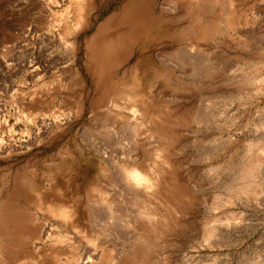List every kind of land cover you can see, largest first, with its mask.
Wrapping results in <instances>:
<instances>
[{"label": "rangeland", "instance_id": "374dc122", "mask_svg": "<svg viewBox=\"0 0 264 264\" xmlns=\"http://www.w3.org/2000/svg\"><path fill=\"white\" fill-rule=\"evenodd\" d=\"M80 261L264 264V0H0V264Z\"/></svg>", "mask_w": 264, "mask_h": 264}, {"label": "bare ground", "instance_id": "6f19581e", "mask_svg": "<svg viewBox=\"0 0 264 264\" xmlns=\"http://www.w3.org/2000/svg\"><path fill=\"white\" fill-rule=\"evenodd\" d=\"M36 3H37V2H36ZM141 184H142V183H141ZM152 190H153V189H152ZM149 218H151V217H149ZM144 244H145V243H144ZM83 253H84V252H83ZM92 255H93V253H92ZM94 255H96V254H94ZM97 256H98V255H97ZM82 257H83V256H82ZM90 257H91V256H90ZM86 258H87V259H86ZM80 259H81V258H80ZM83 260H84V261H86V260L88 261V260H91V258L88 259V257L85 256V259L83 258ZM87 261H86V262H87ZM91 261H92V260H91ZM91 261H89V262H91ZM80 262H81V261H80ZM82 262H83V261H82ZM82 262H81V264H83ZM85 264H86V263H85ZM88 264H89V263H88Z\"/></svg>", "mask_w": 264, "mask_h": 264}]
</instances>
